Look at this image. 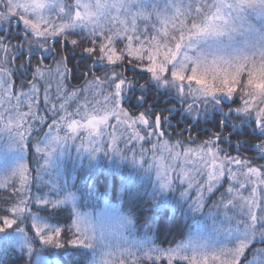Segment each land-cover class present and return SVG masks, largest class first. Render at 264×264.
I'll use <instances>...</instances> for the list:
<instances>
[{
  "label": "snow or ice",
  "instance_id": "obj_1",
  "mask_svg": "<svg viewBox=\"0 0 264 264\" xmlns=\"http://www.w3.org/2000/svg\"><path fill=\"white\" fill-rule=\"evenodd\" d=\"M137 3L138 0H75L72 5L67 0H0L3 6V11H0V28H11L14 18H18V24L22 22L23 25L19 34H13L19 41L15 45L0 36V107L4 103L11 106L16 112L17 126L25 117L43 124L46 118L37 116L35 111L43 90L45 105H50L48 111L52 114V125L49 126V132L44 134L48 143L43 148L37 143L36 152L50 156L53 141L76 139L75 135L59 134L65 121L66 127L73 134L80 127L90 130V149L106 150L108 145L104 141H92L91 135L95 132L97 137H101L102 127L107 126L111 118H115L116 128L123 126L125 131L130 129L125 140L126 146L132 140H154L150 151L162 148L173 162L181 158L179 149L182 141L170 143L165 138L166 132L161 130L164 123L162 116L155 115L148 108L138 115L130 114L128 108L123 106L124 101L132 98L131 90L136 86V82L126 76L123 70L126 60L134 68L144 66L150 78L171 85L186 97H191L188 111L193 115H199L208 105L227 108L231 113L232 108L228 105L235 104V101L229 98L235 95L237 86H240L242 104L237 105L235 111L254 116L253 127L264 131V35L260 42L252 40L250 35L254 26L249 23L252 13L264 20V0H180V3H172L176 16L171 18L155 8L151 11L137 8ZM51 11L57 13L59 23L46 15ZM153 15L162 27L151 40H141L138 21L149 22ZM177 17H180V34L178 37L170 36L167 25L172 23L175 29L174 21ZM188 17L192 19L190 26L185 22ZM78 30L85 32L82 39L74 38ZM160 33L169 39L161 40ZM85 39L91 46H85ZM62 41H67L71 48H67ZM119 43L123 44L122 48L118 47ZM77 51L81 55L79 60L73 62ZM25 56L27 60H24ZM17 57L20 58L18 67H10L16 63ZM34 57L36 62L33 65ZM129 57L131 59H127ZM49 58L52 64H45L44 61ZM30 65L31 80L26 83L25 79H20V91L16 94L13 90V75L19 71L23 76ZM244 71L248 75L246 83L242 85L241 75ZM53 79L57 85V99L63 101L58 106L50 96ZM70 79H83V88L76 86L75 90H69L66 81ZM25 87L27 91L23 90ZM81 92L104 94L105 106L95 110L102 114H87L86 124L71 119L73 113L66 109V105L76 100ZM135 99L137 102L142 101L143 95ZM25 103L29 109L26 113L19 111ZM194 104L200 106L194 108ZM59 111H64L65 115L57 120ZM76 114H79V109ZM3 119L0 113V120ZM142 130L144 134H141ZM16 137L26 141L23 133L17 132ZM214 137L196 148L188 147L183 152L185 162L194 154L199 164L206 169L207 179L196 184L200 193L195 200L197 210L205 206L204 193L211 194L225 181V177L232 182L226 189L230 195L226 198L221 194L220 202L214 203V207L224 209L227 216L229 206L236 208L240 206V201L243 202L241 212L245 219L230 217L235 221L234 235L228 242L232 247L220 248V255L214 259H219V264H264V247L254 246L264 245V165L253 166V161L240 156H221L217 142L222 137L219 133L214 134ZM118 139L110 134L111 150L122 154L117 146ZM93 143L99 146L92 147ZM259 151L264 154V139L259 142ZM144 153L141 147L139 160H147ZM132 156L137 158L135 151ZM156 169L165 187L173 183L169 171L176 169L171 166L163 171L159 167ZM11 177H18L20 188L17 190V202L0 214V233H5L17 225L18 221L27 218L36 235L45 243H55L62 247V234L71 232L72 238L68 242L73 245L85 244L80 228L83 217L77 214V219H72L67 228L53 226L49 222L64 201L34 194L26 164H22L10 177L0 180V188L6 187ZM178 179L187 182L189 188L193 186L194 178L183 169L178 170ZM245 188L250 189L247 197L241 195V190ZM33 205H39V209L34 211ZM45 230L48 234H43ZM28 243V238L24 236L23 245ZM140 249L145 258L154 261L166 256L168 264L176 259L198 264L194 257L183 254L190 249L187 244L168 249L140 245ZM249 252L252 254L251 259L248 258ZM128 255L133 253L129 250Z\"/></svg>",
  "mask_w": 264,
  "mask_h": 264
},
{
  "label": "trees",
  "instance_id": "obj_2",
  "mask_svg": "<svg viewBox=\"0 0 264 264\" xmlns=\"http://www.w3.org/2000/svg\"><path fill=\"white\" fill-rule=\"evenodd\" d=\"M172 3H180V0H138L136 7H143L149 11L155 8L165 13L166 17L171 18L176 16L175 9L171 7ZM254 15L255 13L250 14L249 23L254 26L255 30H264V20H257L256 17L254 18ZM252 17L254 19H251ZM179 20L180 17H177L174 21L176 23L175 29L172 28V23H168L167 27L170 36H179ZM185 22L190 26L192 22L191 17H188ZM138 24L140 25V31L145 29L150 30L148 39L154 37L152 34H156V31L162 27L161 22L156 19L155 15H153L151 21L145 22L141 20L138 21ZM18 27L21 30L22 24L20 23ZM14 33L19 34V32H15L14 30H0V36L5 37L6 42L12 45L19 42L14 38ZM84 35V31L78 30L74 38L82 39ZM160 38L161 40L169 39L168 37H164L162 33H160ZM84 43L85 46H91L86 39ZM62 44L69 49L71 48V45L67 41H62ZM118 47L122 48L123 44L119 43ZM74 54L73 62L79 60V56L81 55L79 51ZM27 59L28 57L25 56L24 60ZM35 62L36 59L34 57L32 64L34 65ZM19 63L20 58L17 57L16 63L9 66L17 68ZM44 63L52 64L51 58L45 60ZM99 67L98 65L97 68L99 69ZM31 70L32 65L29 66L28 72L24 73L23 76H21L19 71L14 73L13 80L15 83L13 90L16 94L20 91V79H25L26 83L31 80ZM123 70L126 76L136 82V86L131 90L132 98L124 101L123 106L128 108L130 114L134 113L138 115L139 112L148 108L155 115L162 116L164 123L161 130L166 132V138L170 142L179 140L183 143L198 145L202 142L215 139L214 134L219 133L222 138L217 143L219 146H222L224 152L228 155L249 159L253 161L254 166L264 165V154H261L259 151V142L264 139V131L259 129V127H253L255 122L254 116L235 111L236 106L242 104L240 100V86H237L235 95L229 98L230 101H235V104L230 103L228 105V107L232 108L231 113L228 112L227 108L221 109L219 106L208 105L199 115H193L188 111V105L192 103V98L186 96L184 98L183 94L173 86L170 88L168 86L166 88L163 87L162 82L150 78V74L145 72L144 66L134 68L126 60ZM247 75V71L242 73V85L246 83ZM89 78H91L90 74ZM66 84L69 90H75L76 86L83 88L84 80L70 79L66 81ZM51 85L50 96L54 103L53 99L57 96L55 79L51 81ZM23 90L27 91V88L25 87ZM82 93H80L78 99L82 98ZM140 95H143V100L137 102L135 97ZM67 105L73 110L77 107L73 101H70ZM129 105L132 107H129ZM193 106L195 108L200 105L194 104ZM8 107H11L8 103L3 104V108L9 113L10 117L17 121L16 112ZM37 109V116L48 118L45 120V123L49 119H52V114L46 108L43 100V90ZM19 111L28 112L27 108H20ZM32 120L27 117V122ZM22 124L20 123L18 127L13 129V132L15 134L17 132L23 133L26 138V129L24 130L25 127ZM45 128L47 129L48 126L43 125L37 135L30 136L26 141H21V143L23 148L26 146L27 149V152H23L26 165L28 164L31 191L37 196L48 197L50 199L65 200L66 196L72 198L71 203L61 205L56 215L50 219L49 222L53 226L67 228L71 220L74 219V213L71 209L95 210L106 199L112 203H123L124 212L133 217V233L139 238L152 239L154 244L162 249L175 248L187 240L195 229L198 228L196 217L184 207L162 204L160 197L157 196V190L153 189L151 182L148 183L146 180H141L140 178L135 179L126 169L119 172L116 169L110 170L107 167H93L91 165L92 161L87 158L79 160V157L73 158L70 155L69 158L64 160L61 165V173L57 177V189L59 190V193H57L49 186L51 183L53 184L52 180L43 181L49 177L43 174V171H39L40 165L38 166L39 161L43 160V155L36 152L35 144L36 141L43 139L46 132ZM237 141H239V144H237ZM137 181H140L142 184H137ZM19 188L18 177H11L7 180V186L0 188V214H3V210L10 207L12 203L17 202V190ZM33 208L34 211H37L39 205H33ZM38 214L45 215L44 213ZM24 225L27 227L25 234H28L26 237L29 242L25 246L21 242V239L18 238L21 232H15ZM35 237L32 224L27 218L23 219V221H18L17 225L13 226L12 229L6 230L5 233H0V264H37V253L31 254V248L36 250L40 247H42L40 253L48 261V264H69V258L76 260L79 264L80 258L89 256L90 250L68 242L72 238L71 232H68L67 235L62 234V242H66V244L63 243V246L59 248H57L55 243H45L39 237ZM254 246L257 248L264 247V245L259 244ZM73 252L79 253V256H73ZM248 258H252L251 252L248 253ZM129 264H168V260L154 261L153 259L142 258ZM172 264H189V262L173 261Z\"/></svg>",
  "mask_w": 264,
  "mask_h": 264
},
{
  "label": "rangeland",
  "instance_id": "obj_3",
  "mask_svg": "<svg viewBox=\"0 0 264 264\" xmlns=\"http://www.w3.org/2000/svg\"><path fill=\"white\" fill-rule=\"evenodd\" d=\"M69 4L74 5L75 0H67ZM0 11H3V6L0 5ZM115 14V13H113ZM46 15L50 16L56 23H59L60 20L55 11L47 12ZM257 20H262L259 15H254V18ZM253 17L251 19H254ZM15 21V22H14ZM22 24V22H20ZM19 23V24H20ZM12 24L17 26L18 19L14 18ZM139 25V24H138ZM23 28V25H22ZM140 29V25H139ZM138 29V34H140L141 40H151L148 39L150 30H142ZM0 30H5L0 28ZM15 32H20L19 30H14ZM156 34H152L153 36H157ZM151 35V36H152ZM264 35V30H253L250 35V38L255 42H260L261 37ZM163 87H172L171 85L164 84L162 82ZM183 94V93H182ZM82 98L73 100V102L77 105L76 109H72L68 105H66V109L68 112L73 113L71 119H75L81 122V124L87 123V114L101 115L102 113L99 111H95L98 109H102L105 106L104 94L94 95L92 92L82 93ZM185 98V95H182ZM54 103L58 104L62 103V100H58L57 96L53 99ZM80 101V105H79ZM45 103V102H44ZM70 103V102H69ZM68 103V104H69ZM86 105V107H85ZM50 105L46 106L48 109ZM12 109L11 107H8ZM21 108H27L29 111L27 104L21 106ZM79 109V114L77 110ZM36 113L38 109H35ZM0 113L3 114L4 119L0 120V129H6L5 131H0V180H3L5 177H10L13 172H15L22 164H26L25 155L23 151L27 152L26 146L23 148L21 141L16 137V134L13 132L17 126V121L12 119L9 113L2 107H0ZM42 113V111H41ZM64 111H59L56 117L59 120L60 116H64ZM48 119V118H46ZM45 119V120H46ZM22 125L26 129V138L27 140L30 136L37 135L41 128L44 126H48L45 128V133L49 132V126L52 125V119L48 120L46 123L44 121L43 124H40L36 120L28 121L27 117ZM138 127H140L138 125ZM89 129L87 128H78L77 132L73 134L70 129L66 127V121L62 123L59 134L61 136H72L75 135L76 139H68L63 141H53L51 144V155H43V160H40L38 166L40 165V170L43 171V174L48 175L49 178H45L43 181H51L50 188L59 193L57 177L61 173V165L66 158L69 156H73V158L79 157L81 159H89L91 160V165L93 167H107L108 169H116L117 171H121L126 169L131 176L135 177V179L140 178L141 180H146V182H151V185L154 190H157V193L160 197V201L162 204H169L171 206H180L184 207L189 213L197 219L198 228L190 235V237L183 241L180 245L187 244L190 246V249L183 253L186 256L194 257L195 261L198 264H219V259H214V257H218L220 255V248L223 247H232L229 240L234 235V224L235 221L230 219V217L235 216L237 220L245 219V216L241 212V207L243 206V202L240 201L238 207L232 208L229 206L230 210L228 211V215H225V210L222 208L214 207V203H219L221 194L227 198L230 194L226 192L229 184L232 183L228 177H225V181L222 182L211 194L207 192L204 193L206 200L205 206L200 210L196 209L195 200L199 196V191L197 190L196 184L203 183L204 180L207 179L204 169L198 161V158L193 154L190 159L185 162L183 159V152L186 148H196L198 145L193 143H181L180 151L182 153L181 158L173 162L170 158L169 154L165 152L162 148L156 151H150L152 149V142L147 140L145 141H129L127 146L125 145V140H127L128 135L130 134V129L125 131L123 126L116 128V120L115 118H111L108 122L107 126L102 127L103 135L101 137H97L95 132H92L91 139L92 141H104L108 148L102 151H95L94 149H90L89 146ZM54 134V133H53ZM110 134L113 136L119 137L117 140V146L121 150L122 154H117L115 151L111 150V140ZM144 134L143 130L142 133ZM50 138V137H49ZM166 138V136H165ZM167 139V138H166ZM83 142V144H82ZM170 142V141H169ZM39 143L40 147H45L48 143V140L45 139V136L41 141H36V145ZM175 143V142H170ZM92 147L99 146L96 143L91 145ZM143 147L145 150V158L147 160L141 161L139 160L140 149ZM221 156L228 155L224 152L222 146ZM131 150V151H130ZM135 151L137 154V158L132 156V152ZM67 155V156H66ZM232 156V155H230ZM155 157V159H153ZM153 164L154 166H152ZM171 166V168L176 169L177 171H169V175H171L173 179V183L165 187L163 181L157 175V167L160 168L161 171L167 169ZM254 166V165H253ZM28 168V164H27ZM183 169L187 171L190 177L194 178L193 186L191 188L188 187L187 182H184L182 179H178V170ZM137 184H142L140 181H137ZM52 186V187H51ZM49 190V189H48ZM249 188H245L241 190V195L247 197L249 195ZM70 196L65 197V201L71 202L72 198ZM94 215L97 216H109V217H120L121 213H125L123 209V203H112L107 201L106 199L101 202V206L95 210H89ZM257 214L259 215V211L257 210ZM26 219V218H25ZM23 231L16 230V233H20L18 238L21 239L23 243L24 236L27 232V227L24 225L21 226ZM33 231L34 228L32 227ZM125 239L131 243L144 245L146 247H158L154 244L152 239H143L137 237L132 230V224L130 227L125 230ZM24 232V233H23ZM35 232V231H34ZM47 233V230L44 232ZM36 235V233H35ZM38 236L36 235L35 238ZM33 239L32 237H30ZM32 243V241H30ZM83 246V245H80ZM38 250V251H36ZM31 248V254L36 255V263L37 264H48V261L44 259L39 249ZM156 254H153L155 256ZM145 258L143 252L137 251L135 248L133 249V255H121L117 257V264H129L135 260H139ZM223 258V257H221ZM168 260L165 256L159 260ZM174 261H188V260H180L176 259ZM189 262V261H188Z\"/></svg>",
  "mask_w": 264,
  "mask_h": 264
},
{
  "label": "clouds",
  "instance_id": "obj_4",
  "mask_svg": "<svg viewBox=\"0 0 264 264\" xmlns=\"http://www.w3.org/2000/svg\"><path fill=\"white\" fill-rule=\"evenodd\" d=\"M64 201V199H53ZM73 218L83 217L80 223L81 238L85 240L84 249L90 250L89 256L80 258L79 264H117V257L128 255L129 250L133 253L135 248L140 251V245L125 239V229L133 223V217L128 213H121L120 217L97 216L91 211L71 209ZM66 244V242H64ZM60 246H57L59 248ZM73 256L79 253L73 252ZM69 264H78L76 260L69 258Z\"/></svg>",
  "mask_w": 264,
  "mask_h": 264
},
{
  "label": "flooded vegetation",
  "instance_id": "obj_5",
  "mask_svg": "<svg viewBox=\"0 0 264 264\" xmlns=\"http://www.w3.org/2000/svg\"><path fill=\"white\" fill-rule=\"evenodd\" d=\"M7 30L10 31V30H20V29H19V27H11V28H9V29H7Z\"/></svg>",
  "mask_w": 264,
  "mask_h": 264
}]
</instances>
